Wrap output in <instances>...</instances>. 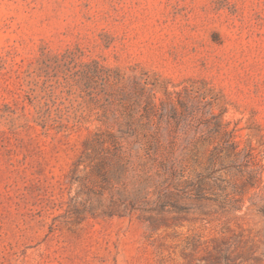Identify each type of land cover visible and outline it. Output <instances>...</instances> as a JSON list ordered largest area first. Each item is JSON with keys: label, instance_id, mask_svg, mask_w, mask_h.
Here are the masks:
<instances>
[{"label": "rangeland", "instance_id": "obj_1", "mask_svg": "<svg viewBox=\"0 0 264 264\" xmlns=\"http://www.w3.org/2000/svg\"><path fill=\"white\" fill-rule=\"evenodd\" d=\"M208 99L238 146L208 200L109 217L108 185L72 179L87 138L132 114L187 140ZM0 264H264V0H0Z\"/></svg>", "mask_w": 264, "mask_h": 264}, {"label": "trees", "instance_id": "obj_2", "mask_svg": "<svg viewBox=\"0 0 264 264\" xmlns=\"http://www.w3.org/2000/svg\"><path fill=\"white\" fill-rule=\"evenodd\" d=\"M104 74L106 77L101 93L108 103L100 106L97 104L94 110L98 114L102 113L103 117H108L113 102L120 95L117 90L109 88L112 78L110 72L105 71ZM79 75L84 78L83 74ZM94 77L99 79V71ZM114 79L122 80L119 74L114 76ZM152 98L154 97L149 100ZM96 102L99 103V100ZM205 103L209 106L208 112H205L207 119L202 121L195 114L188 124L183 123L187 138L183 141L176 132L171 133L168 138H163L160 128L162 125L156 126V130L149 119L148 122L138 124L133 120L132 114H129L130 121L118 122V120L115 124L119 126L120 136L106 131L86 139L83 156L75 163L72 179L78 180L79 167L85 165L86 169L90 170L89 176L94 178L92 181L94 186L100 187V180L108 185L111 198L104 215L109 217L141 211V207L152 196H156L155 205L160 212L167 207L181 210L182 208L177 204L179 201L208 200V190L212 186H217L216 174L220 171L219 165L226 158L238 156V146L234 142L235 130L230 131L228 124L223 122L225 111L221 110L215 114L212 111L214 101L208 99ZM151 105L152 101L149 102L150 107ZM152 109L153 106L146 111L150 114ZM173 110L176 112L175 109ZM37 125L42 129L53 128L59 132L71 129L68 125L57 126L56 123L49 125L43 120L42 114L38 116ZM194 130L201 136L192 139L196 141H190V132ZM133 137L134 140L130 142L129 138ZM185 142H188L187 146H184ZM215 143L217 146L206 158L205 152L199 146H210ZM140 149L144 151L143 155L139 154ZM223 152H226V158H222ZM205 158L207 164L204 163ZM190 162H194L193 165H190ZM245 167L248 168L249 164ZM255 178L253 172L249 173L244 185L254 186ZM81 214L82 211H76V215Z\"/></svg>", "mask_w": 264, "mask_h": 264}]
</instances>
